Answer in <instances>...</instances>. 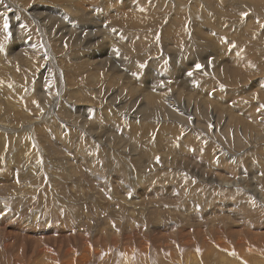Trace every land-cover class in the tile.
<instances>
[{
    "label": "rangeland",
    "instance_id": "374dc122",
    "mask_svg": "<svg viewBox=\"0 0 264 264\" xmlns=\"http://www.w3.org/2000/svg\"><path fill=\"white\" fill-rule=\"evenodd\" d=\"M11 1L0 0V115L4 126L18 130L4 131V144L0 132V264H264V198L246 189L258 187L264 196V0ZM62 18L74 19L75 39L60 35ZM101 37L114 42L117 61L94 59L102 53ZM86 54L93 59L80 64ZM43 74V89L54 92L48 100L62 101L51 119L37 115ZM108 86L130 111L119 115L102 103ZM74 89L86 93L80 97L89 101V116L74 112L78 102L68 101ZM172 94L217 109L231 123L218 127L207 112L193 116L180 103L162 125L152 117L124 128L132 111ZM179 112L190 116L186 122H176ZM92 122L101 128L91 126V132ZM108 129L126 137V148L100 143L98 134L106 138ZM10 149H16L13 156ZM213 156L222 165L208 163ZM26 157L30 162H23ZM162 158L166 164L155 167ZM132 200L141 211L130 216ZM128 252L137 259L129 261ZM85 253L89 258H82Z\"/></svg>",
    "mask_w": 264,
    "mask_h": 264
},
{
    "label": "bare ground",
    "instance_id": "6f19581e",
    "mask_svg": "<svg viewBox=\"0 0 264 264\" xmlns=\"http://www.w3.org/2000/svg\"><path fill=\"white\" fill-rule=\"evenodd\" d=\"M9 1H11V0H9ZM53 2H55V0H52ZM61 1H63L64 2V4L65 3H67L68 5H70L67 1H65V0H61ZM70 1V0H69ZM83 1V0H82ZM91 1V0H90ZM94 1V0H93ZM11 2H13V1H11ZM16 2V1H15ZM28 2V1H27ZM71 2V1H70ZM139 2V1H138ZM57 3H58V1H57ZM81 3V2H80ZM79 3V4H80ZM85 4L86 3H88L87 2V0H86V2H84ZM93 3V2H92ZM94 3H95V1H94ZM234 3V2H233ZM11 4V3H10ZM241 4V3H240ZM239 4V5H240ZM63 5V4H62ZM66 5V4H65ZM67 5V6H68ZM87 5V4H86ZM94 5V4H93ZM96 5V4H95ZM131 5V4H130ZM134 4H132V6H133ZM237 5V4H236ZM74 6V5H73ZM85 6V5H84ZM64 7V6H63ZM71 7V6H70ZM93 7V6H92ZM97 7V6H96ZM233 7V6H232ZM19 8V7H18ZM68 8H69V6H68ZM79 8V7H78ZM107 8V7H106ZM131 8V7H130ZM136 8V7H135ZM20 9V8H19ZM64 9H66V8H64ZM88 9H89V7H88ZM87 9V10H88ZM92 9V8H91ZM90 9V10H91ZM117 9V8H116ZM138 9V8H137ZM235 9V8H234ZM58 10V9H57ZM67 10V9H66ZM78 10V12L75 14V16L77 15H79V10L81 11V9H77ZM107 10V9H106ZM202 10V9H201ZM200 10V11H201ZM221 10V9H220ZM76 11V10H75ZM75 11H73V12H75ZM84 12H85V10H83ZM113 11V10H112ZM140 11V10H139ZM71 12V10H69V14H71L70 13ZM103 12V11H102ZM101 12V13H102ZM32 13V12H31ZM52 13H54V11L52 12ZM68 13V12H67ZM136 13V12H135ZM214 13V12H213ZM19 14V13H18ZM129 14V13H128ZM72 15H74V13L72 14ZM76 16V17H77ZM95 16V15H94ZM107 16V15H106ZM121 16V15H120ZM124 16V15H123ZM129 16V15H128ZM45 17V16H44ZM73 17V16H72ZM76 17H73L74 19H76ZM102 17V16H101ZM105 17V16H104ZM107 17H109V16H107ZM117 17V16H116ZM125 17V16H124ZM28 18V17H27ZM46 18V17H45ZM56 18V17H55ZM60 18V17H59ZM69 18H70V16H69ZM123 18V17H122ZM36 19L37 20H39V21H41V19L40 18H38L37 16H36ZM49 19V18H48ZM48 19H45V21H46V23H47V25L49 24V22H47V20ZM58 19V18H57ZM63 19V18H62ZM60 19V21L62 22V26L59 28V32H60V35L62 34H68V36L69 37H71L70 39H72V38H74V36H72L73 34L72 33H74V30H73V27H72V24H73V22H74V19H71V20H69L68 21V19ZM105 19V18H104ZM108 19V18H107ZM110 19V18H109ZM224 19V18H223ZM17 20V19H16ZM16 20H14V21H16ZM122 20V19H121ZM103 21V20H102ZM106 22V21H105ZM110 22V21H109ZM123 22V21H122ZM126 22V21H125ZM183 22V21H182ZM41 23V22H40ZM42 23H43V21H42ZM107 23V22H106ZM127 23V22H126ZM20 24V23H19ZM110 24V23H109ZM114 24H115V21H114ZM211 24V23H210ZM22 25V24H21ZM113 24H111V26H112ZM122 25H125V24H122ZM181 25V24H180ZM249 25V24H248ZM107 26V25H106ZM110 26V29L112 28ZM118 26V25H117ZM105 27V26H104ZM122 27V26H121ZM22 28V27H21ZM115 28V27H114ZM118 28V27H117ZM85 29L86 30H90V28L89 27H85ZM93 29V28H92ZM105 29H107V28H105ZM94 30V29H93ZM199 30V29H198ZM82 31H84V30H81L80 32H82ZM106 31V30H105ZM113 31V30H112ZM215 31V30H214ZM50 32H52V33H54V31H52L51 29H50ZM114 32V31H113ZM112 32H110V34H111ZM115 33L117 34V32L115 31ZM114 33V34H115ZM201 33V32H200ZM250 33V32H249ZM91 34H95L96 35V32H93V31H91ZM109 34V35H110ZM205 34V33H204ZM235 34V33H234ZM56 35H58V33H56ZM95 35H93V36H95ZM105 35V34H104ZM108 35V36H109ZM118 35V34H117ZM116 35V36H117ZM140 35V34H139ZM64 36V35H63ZM111 36L112 37H114L112 34H111ZM176 36V35H175ZM206 36V35H205ZM205 36H203V37H205ZM46 37V36H45ZM44 37V38H45ZM68 37V38H69ZM169 37V36H168ZM220 37V36H219ZM19 38V37H18ZM43 38V39H44ZM47 38V37H46ZM55 38H57V37H55ZM65 38V37H64ZM86 38H88V37H86ZM93 38V37H92ZM94 38H96V37H94ZM101 38H103V37H101ZM104 38H107V37H104ZM102 39L101 40V43H102V53L100 54L99 52L100 51H98L97 53H94L95 54V56H96V58H94V59H96V61H97V59H102L103 57V59L102 60H100V62H108L109 63V61H111L112 60V62H115V61H117V56H116V54L118 53L117 51H115V52H113V48H114V46H112L113 45V43L114 42H112V41H110V40H108L107 39V42L105 41L106 39ZM118 38H119V35H118ZM20 39V38H19ZM75 39V38H74ZM113 39V38H112ZM117 39V38H116ZM28 40V39H27ZM45 40V39H44ZM43 40V41H44ZM55 40V39H54ZM64 40V39H63ZM21 41V40H20ZM59 41V40H58ZM62 41V40H61ZM211 41V40H210ZM235 41V40H234ZM46 42V41H45ZM73 42V41H72ZM75 43H77V42H75ZM65 44V43H64ZM22 46V45H21ZM54 46V45H53ZM24 49L26 50V51H28V52H30L31 51V53L30 54H32V53H34V52H36V50H30L28 47L27 48H25L24 47ZM46 49V48H45ZM86 49V48H85ZM89 49V48H88ZM87 49V50H88ZM94 49V48H93ZM205 49V48H204ZM51 50H52V48H51ZM24 51V50H23ZM74 52V51H73ZM117 52V53H116ZM19 53V52H18ZM90 53V52H89ZM46 54V53H45ZM49 54V53H48ZM19 55V54H18ZM25 55V54H24ZM54 55V54H53ZM80 55V54H79ZM78 55V56H79ZM88 55V56H87ZM93 54H86V55H83L84 56V62H80L79 61V63L80 64H86V62L85 61H89V60H91V59H93L91 56H92ZM16 56V55H15ZM14 56V57H15ZM19 56H21V55H19ZM77 56V57H78ZM87 56V59L85 60V57ZM200 56V55H199ZM203 56V55H202ZM211 56V55H210ZM32 57V56H31ZM30 57V58H31ZM120 57V56H119ZM198 57V56H197ZM46 58H47V56H46ZM51 58V57H50ZM60 58V57H59ZM80 58H82L81 56H80ZM56 59V58H55ZM57 60V59H56ZM199 60H201V59H199ZM17 61H19V59L17 60ZM35 61V60H34ZM38 61V60H37ZM76 61V60H75ZM119 61V60H118ZM53 62V61H52ZM72 62V61H71ZM127 62V61H126ZM125 62V63H126ZM201 62H202V60H201ZM96 63V62H95ZM190 63V62H189ZM195 63V62H194ZM199 63V62H198ZM42 64V63H41ZM50 64H52V63H50ZM87 64H88V62H87ZM185 64V63H184ZM215 64V63H214ZM223 64V63H222ZM31 65V64H30ZM99 65H101V63H97L96 64V67H95V69L97 68V66H99ZM108 64H106V66H107ZM240 65V64H239ZM238 65V66H239ZM6 66V65H5ZM34 66V65H33ZM67 66V65H66ZM88 66V65H87ZM111 66V65H110ZM110 66H108V67H110ZM82 67H84V66H82ZM130 67V66H129ZM192 67V66H191ZM240 67V66H239ZM241 67H242V65H241ZM246 67V65L244 66V68ZM29 68V67H28ZM32 68V67H31ZM54 68V67H53ZM114 68V67H113ZM70 69V68H69ZM88 69V68H87ZM103 69V68H102ZM112 69V68H111ZM117 69V68H116ZM192 69V68H191ZM194 69H196V67L194 68ZM238 69V68H237ZM242 69V68H241ZM240 68H239V70H241ZM57 70H58V68H57ZM56 70V71H57ZM84 70V69H83ZM7 71V70H6ZM5 71V72H6ZM19 71V70H18ZM51 71V70H50ZM243 71V70H242ZM13 72V71H12ZM54 72V71H53ZM249 72V71H248ZM50 73V72H49ZM60 72H58V74H59ZM64 73V72H63ZM76 73H78V72H76ZM47 74H48V72H47ZM61 74V73H60ZM189 74V73H188ZM187 74V75H188ZM172 75V74H171ZM186 75V76H187ZM48 75H45V74H43L42 76H41V80H40V83H41V87H42V95H41V97L39 98V99H37L36 100V103L38 104V105H40V110H39V112L37 113V115L39 116V117H44L46 114H47V117H50V119H51V116H52V114L53 113H56V108L58 107L57 106V104H58V102L59 101H61L60 99H58V98H55V99H53V100H48L49 99V93H50V89L49 90H44L43 88H44V86L47 84L46 82L44 83V77H47ZM94 77V76H96V74H90L89 75V77ZM127 76V75H126ZM245 76V75H244ZM252 76V75H251ZM132 78V77H131ZM246 78V77H245ZM57 79L58 80H60V82H63V79H62V77L59 75V77H57ZM56 79V80H57ZM73 80V79H72ZM87 81V80H86ZM130 81H131V79H130ZM133 81V80H132ZM131 81V82H132ZM194 81V80H193ZM196 82V81H195ZM245 82H247V81H245ZM95 83V82H94ZM188 83V82H187ZM231 83V82H230ZM15 84V83H14ZM93 84V83H92ZM110 84V83H109ZM162 84V83H161ZM195 84V83H194ZM197 84V83H196ZM58 85H59V83H58ZM67 85V84H66ZM152 85V84H151ZM226 85V84H225ZM68 86V85H67ZM117 86V85H116ZM161 86V85H160ZM182 86V85H181ZM60 87V86H59ZM79 87V86H78ZM110 89L107 91V92H102V91H93L92 92V94L93 93H100V92H102V93H104L103 94V96H102V103L103 104H105V103H111L113 106H114V108L117 110V112L119 113V115H124L125 114V111H130L131 110V107L129 106V102L127 101V100H124V98H120L119 96H118V94H114V90L112 91L111 89H112V87H110V86H108ZM166 87V86H165ZM7 88V87H6ZM35 88H38V87H35ZM68 88V87H67ZM77 88V87H76ZM159 88V87H158ZM173 88V87H172ZM180 88H182L183 89V87H180ZM196 89V88H195ZM4 90V89H3ZM6 90V89H5ZM9 90V89H8ZM20 90H22V89H20ZM39 90V89H38ZM71 90V89H70ZM157 90V89H156ZM156 90H154V91H156ZM163 90V89H162ZM170 90V89H169ZM37 91V90H36ZM57 91V90H56ZM74 91H75V96L73 97V98H70V100H68V101H73V102H78V103H81V104H78L77 103V106H78V108L76 109V110H74V108L72 109V111L74 110V112H79V113H81V112H83V113H87L88 114V116H89V114L91 113V107H90V104H87V103H89V101H88V99L87 100H83V99H85L84 97L85 96H83V95H81V97H80V94L81 93H83V94H85L86 95V93H84L83 92V90H79V89H74ZM117 91V90H116ZM190 91V90H189ZM6 92H7V90H6ZM20 92V91H19ZM30 92V91H29ZM52 92V91H51ZM148 92V91H147ZM149 92H151V91H149ZM148 92V93H149ZM158 92V91H157ZM157 92H156V94H157ZM167 92H170V91H168V89H166L165 91H164V93H166V94H168ZM176 92V91H175ZM4 93H5V91H4ZM18 93V92H17ZM54 92H52V94H53ZM59 93V92H58ZM72 92H67L66 93V95H69V94H71ZM115 93H117V92H115ZM120 93V92H119ZM153 93V92H152ZM163 93V92H162ZM10 94V93H9ZM24 94V93H23ZM37 94V93H36ZM56 95H57V92L55 93ZM61 94V93H60ZM151 94V93H150ZM27 95H28V93H27ZM26 95V96H27ZM29 95H31V94H29ZM45 95H48V97H46ZM65 95V96H66ZM154 95H155V93H154ZM158 95V94H157ZM156 95V96H157ZM224 95V94H223ZM7 96V95H6ZM36 96V95H35ZM91 96H93V95H91ZM97 96V95H96ZM122 96V95H121ZM151 96H153L152 94L150 95V97ZM159 96V95H158ZM239 96V95H238ZM13 97V96H12ZM33 97H34V95H33ZM82 97H83V99H82ZM100 97V96H99ZM221 97H223V96H221ZM14 98V97H13ZM68 97H66V99H67ZM162 97L160 96V97H156V98H154V100H149V105L146 107V106H144V107H140V108H138V109H136V110H134V111H132L133 112V114H134V118H132L131 116H126L125 118H126V122H125V124H124V128H128V126H134L135 125V127L137 126L136 124L138 123V122H140V123H146V121H149L152 117H156L157 118V121H158V123L157 124H163V121L164 120H166V117L167 116H169V114H170V112H172L173 110H174V106L176 105V106H181V104L180 103H185L188 107H189V109H191V115H196V113L197 112H199L200 110H201V112H202V114H205L206 112H207V115H208V117L210 118V119H212L215 123H216V125L219 127L220 125L218 124V123H222V124H225V126L226 125H229V122L231 123V121H230V117H229V115L228 116H225V115H223V114H221L220 112H218V110L217 109H212V112H210L211 110L209 109V108H203V107H200V105L198 106V103L196 104V103H194V102H191L190 100H187V102H183L182 101V99H186V98H182V97H177V96H174V94H172L170 97L169 96H166V97H163L162 99H161ZM27 99V98H26ZM126 99V98H125ZM239 99V98H238ZM34 100V99H33ZM196 100V99H195ZM30 101H32V100H30ZM219 101V100H218ZM223 101V100H222ZM62 102V101H61ZM69 102V103H70ZM173 102V103H172ZM175 102V103H174ZM215 102V101H214ZM65 103V102H64ZM63 103V104H64ZM67 103L68 102H66L64 105H63V107L65 106L66 107V109H67V111L69 110L68 109V106H67ZM116 103H120V106H115V104ZM222 103V102H221ZM221 103H220V105H221ZM31 105H32V103H30ZM73 104V103H72ZM175 104V105H174ZM218 104V103H217ZM59 105V104H58ZM69 105V104H68ZM74 105H75V103H74ZM82 105H84L85 107H83ZM234 105V104H233ZM241 105V104H240ZM34 106V105H33ZM36 106V105H35ZM62 106V105H61ZM238 106V105H237ZM18 107V106H17ZM16 107V108H17ZM231 107V106H230ZM244 106H238V108L239 109H241L242 110V108H243ZM176 108V107H175ZM178 108V107H177ZM246 108H248L247 106H245V108H243L244 110H246ZM63 109V108H62ZM179 109V108H178ZM181 109L182 108H180L179 109V111H181ZM236 109H237V107H236ZM19 110V109H18ZM58 110V109H57ZM176 110V109H175ZM221 110V109H220ZM223 110H224V108H223ZM247 110H249V109H247ZM251 110V109H250ZM255 110V109H254ZM59 111V110H58ZM64 111V110H63ZM98 111V110H97ZM232 111V110H231ZM238 111V110H237ZM223 112V111H222ZM228 112V111H227ZM235 112V111H234ZM240 112V111H239ZM248 112H250V111H248ZM256 112H258V111H256ZM20 113V112H19ZM36 113V112H35ZM73 113V112H72ZM82 113V114H83ZM118 113H115V111H114V115H116V114H118ZM232 113V112H231ZM0 114H2V112L0 111ZM27 114V113H26ZM242 114V113H241ZM248 114H250V113H248ZM55 115V114H54ZM57 115H59L60 116V118H63L64 120H66V119H68V118H66V117H68L67 116V114H65V115H62V117H61V113L59 112H57ZM84 115V114H83ZM128 115H131L130 113L128 114ZM233 115V114H232ZM237 115V114H236ZM256 115V114H255ZM34 116V115H33ZM111 117H112V115H110ZM246 116V115H245ZM80 117V116H79ZM190 116L189 115H187L186 113H185V116H181V112H179L178 113V116H177V118L175 119L176 120V122L177 123H179V121H181V122H186L187 120H188V118H189ZM26 118H27V116H26ZM44 118H46V117H44ZM55 119H56V117H54ZM53 118V119H54ZM76 118H78V117H76ZM113 118V117H112ZM169 118V117H168ZM253 118H256V117H253ZM37 119V118H36ZM52 119V120H53ZM155 119V118H154ZM200 119H201V117H200ZM238 119V118H237ZM251 120H252V118H250ZM0 132H1V136H2V138H1V142L4 144V143H6V141H8L7 139V136H5V133H3L4 131H7V130H10V131H15V130H18L17 128H10V127H6V126H4L3 125V119H2V116L0 115ZM34 120V119H33ZM61 120V119H60ZM69 120V119H68ZM76 120V119H75ZM95 120V119H94ZM104 120V119H103ZM42 121V120H41ZM55 121V120H54ZM70 121V120H69ZM69 121H68V123H69ZM81 121V120H80ZM79 121V122H80ZM106 121V120H105ZM108 121V120H107ZM155 121V120H154ZM201 121V120H200ZM242 121H243V119H242ZM66 122V121H65ZM73 122H74V120H73ZM76 122V121H75ZM82 122V121H81ZM132 122V123H131ZM233 122V121H232ZM236 122V121H235ZM251 122V121H250ZM254 122V121H253ZM77 123V122H76ZM83 123H84V121H83ZM234 123V122H233ZM259 123V122H258ZM263 123V122H262ZM33 124V123H32ZM54 124V123H53ZM111 124V123H110ZM149 125H150V123H148ZM248 124V123H247ZM260 124V123H259ZM34 125H35V123H34ZM40 125H42V124H40ZM74 125V124H73ZM76 125V124H75ZM74 125V126H75ZM84 125V124H83ZM246 125V124H245ZM256 126H258L257 124H255ZM33 126V125H32ZM37 126V125H36ZM63 126H64V124H63ZM72 126V125H71ZM77 126V125H76ZM82 126V125H81ZM85 126V125H84ZM83 126V127H84ZM92 126V128H93V130H94V128L96 127L97 129L98 128H101L100 127V125H94V123L92 122L91 124H89L88 125V129H89V127H91ZM115 126V125H114ZM141 126V125H140ZM140 126H138V127H140ZM193 126H197L196 124H193ZM223 126V125H222ZM31 127V126H30ZM35 127V126H34ZM37 127H39V126H37ZM57 127H60V123H58L57 124ZM78 127V126H77ZM107 127V126H106ZM138 127H136V128H138ZM198 127V126H197ZM234 127V126H233ZM244 127H246V126H244ZM248 127H249V125H248ZM247 127V128H248ZM28 128V127H27ZM26 127L25 128H23V130H26L27 129ZM32 128V127H31ZM95 128V129H96ZM108 128V127H107ZM109 128H111L110 126H109ZM114 128V127H113ZM118 128V127H117ZM246 128V129H247ZM253 128H255V126L253 127ZM260 128V127H259ZM84 129V128H83ZM96 129V130H97ZM142 129V128H141ZM203 129H205V128H203ZM256 129V128H255ZM254 129V130H255ZM61 130V129H60ZM71 130V129H70ZM90 130V129H89ZM109 130V129H108ZM112 130V129H111ZM109 130L108 131V133H106L105 132V134H107L106 135V138H105V136H100V135H102V134H98V137H100L101 138V140H102V142H100L101 144H103L104 146H107V145H109V146H112V143H113V141L115 142V143H118L119 145H124V141L126 140V137H122L121 135H118V133H119V131H116L115 130V132H114V130ZM206 130V129H205ZM244 130V129H243ZM19 131H21L22 132V130H19ZM91 132H92V130H90ZM122 131V130H121ZM226 131V130H225ZM236 131H237V129H236ZM20 132V133H21ZM36 132V131H35ZM109 132H111L110 134H109ZM128 132V131H127ZM224 132V131H223ZM244 132V131H243ZM250 132H251V130H250ZM254 132V131H253ZM19 133V134H20ZM94 133V132H93ZM100 133V132H99ZM114 133H116V134H114ZM236 133V132H235ZM252 133V132H251ZM19 134H18V137L20 138V136H19ZM114 134V135H113ZM104 135V134H103ZM112 135V136H111ZM218 135V134H217ZM257 135V134H256ZM28 136V140L31 138L30 136H31V134H29V135H27ZM91 136V135H90ZM97 136V135H96ZM95 136V137H96ZM192 136V135H191ZM233 136V135H232ZM231 136V137H232ZM252 136V135H251ZM261 136V135H260ZM263 136V135H262ZM9 137V136H8ZM17 138V136H15V134H14V136L12 137V138ZM94 137V138H95ZM226 137V136H225ZM241 137V136H240ZM10 138V137H9ZM15 138V139H16ZM97 138V137H96ZM217 138V137H216ZM236 138V137H235ZM234 138V139H235ZM239 138V137H238ZM256 138V137H255ZM11 139V138H10ZM18 139V138H17ZM21 139V138H20ZM129 139H131V138H129ZM128 139V140H129ZM133 139V138H132ZM191 139H193L194 140V138H191ZM197 139V138H196ZM100 140V141H101ZM255 140V139H254ZM12 141V140H11ZM19 141V140H18ZM259 141H261V140H259ZM202 142V141H201ZM205 142V141H204ZM234 142H235V140H234ZM263 142V141H262ZM32 143V142H31ZM237 143V142H236ZM251 143V142H250ZM225 144V143H224ZM235 144V143H234ZM28 145V144H27ZM32 145V144H31ZM29 146V145H28ZM33 146V145H32ZM103 146V147H104ZM125 146V145H124ZM5 147V146H4ZM108 147V146H107ZM236 147V146H235ZM51 148V147H50ZM106 148V147H105ZM125 148H126V146H125ZM29 150H28V154H32L31 153V151L33 150H31V147H29L28 148ZM14 150H16V149H10V150H8L9 152H10V154L13 156V152H14ZM105 150V149H104ZM32 152H34V150L32 151ZM25 153V152H24ZM44 153V152H43ZM27 154V155H28ZM117 154V153H116ZM18 155V154H17ZM26 155V154H25ZM33 155V154H32ZM120 155V154H119ZM19 156V155H18ZM21 156H23V155H21ZM29 156V155H28ZM118 156V155H117ZM139 156V155H138ZM142 156H144V155H142ZM20 157V156H19ZM32 158H34V157H32ZM36 158V157H35ZM20 159V158H19ZM22 159V158H21ZM38 159V158H37ZM160 159V158H159ZM211 161L212 162H210V161H208V163H213V164H217V163H221V158H220V160L217 158V160H216V162H215V157L213 156V157H211ZM227 159V158H226ZM122 160V159H121ZM234 160V159H233ZM236 160V159H235ZM27 161H29L30 162V158H28V157H26V159L23 161V162H27ZM38 161H40L39 159H38ZM139 162V161H138ZM28 163V162H27ZM140 163V162H139ZM261 163V162H260ZM51 164V163H50ZM55 164V163H54ZM166 163L164 162V160H163V158L161 159V160H158V162H156L155 163V167H158L159 165H165ZM168 164V163H167ZM220 165H222V164H220ZM230 166V164H226V167H229ZM54 167V166H53ZM66 168V167H65ZM124 169V168H123ZM127 169V168H126ZM146 170H148V171H150V169L149 168H145ZM50 170V169H49ZM146 170H144V171H146ZM33 171H34V169H33ZM258 171V170H257ZM256 172V171H255ZM194 173H198L197 172V170H194ZM251 173V172H250ZM254 173V172H253ZM260 173V172H259ZM70 174H72L71 172L69 173V175ZM57 175V174H56ZM63 175V174H62ZM251 175V174H250ZM202 176V178L203 177H205V176H203V175H201ZM218 180V178L217 177H211L210 178V181H212V182H215V181H217ZM240 183V182H239ZM238 182L236 183V185H238L239 184ZM73 184V183H72ZM71 184V185H72ZM224 184H226V185H229V184H231V183H224ZM243 185H244V182L242 183ZM243 185H242V187H243ZM27 186V185H26ZM74 186V185H73ZM245 186V185H244ZM247 186H245V188H246ZM30 188V187H29ZM246 189H248V190H251L252 192H253V194L255 195V196H259L260 198H264V196H263V194H261L260 192H258V187L256 188V187H251V186H249V187H247ZM245 191V190H244ZM58 193V192H57ZM43 194V193H42ZM8 195V194H7ZM50 195V194H49ZM243 195V194H242ZM1 196H3V195H1ZM17 196V195H16ZM73 199V198H72ZM53 200V199H52ZM64 200V199H63ZM113 202V201H112ZM115 204V202L113 203V205ZM117 204V203H116ZM128 206H126V209H129V207L130 208H132V210H134V211H132V210H130V212L128 213V214H130V216L131 215H133V214H137V213H139L141 210L140 209H138V210H135L136 209V206L137 205H139V203H137V202H135V201H129L128 203ZM48 205V204H47ZM124 206V205H123ZM142 206V205H141ZM119 207V206H118ZM138 208H139V206H138ZM141 208V207H140ZM124 209H125V207H124ZM83 210V209H82ZM53 211V210H52ZM126 212V211H125ZM115 214V213H114ZM124 214V213H123ZM38 215V214H37ZM122 215V214H121ZM78 216V215H77ZM114 216V215H113ZM125 218V217H124ZM127 218V217H126ZM131 221H132V219H130ZM134 220V219H133ZM114 221V220H113ZM120 221V220H119ZM122 221V220H121ZM155 221L156 222H162V220H160V219H155ZM95 223V222H94ZM110 223V222H109ZM115 223V222H114ZM121 223V222H120ZM132 223V222H131ZM130 223V224H131ZM87 224V223H86ZM113 224V223H112ZM142 224V223H141ZM160 224V223H159ZM158 224V225H159ZM119 225V224H118ZM129 225V224H128ZM127 225V226H128ZM157 225V224H156ZM136 226H138V225H136ZM98 227V226H97ZM102 228V227H101ZM128 229L129 230H133L134 229V226H129L128 227ZM242 230V229H241ZM249 230H251L250 228H249ZM137 231V230H136ZM215 231V230H214ZM125 232H126V230H125ZM211 232V231H210ZM129 233V232H128ZM220 233V232H219ZM224 233V232H223ZM231 233V232H230ZM92 234V233H91ZM124 234H127V233H124ZM131 234V233H130ZM86 235V234H85ZM127 236H129L128 234H127ZM116 237V236H115ZM114 237V238H115ZM117 238V237H116ZM115 238V239H116ZM124 238V237H123ZM125 238H127L126 237V235H125ZM117 240H118V238H117ZM122 241V240H121ZM224 241V240H223ZM114 242H117L116 240H114ZM226 243H227V241H226ZM92 245V244H91ZM178 245V244H177ZM221 244H219V246H220ZM222 245H223V243H222ZM227 245V244H226ZM114 246V245H113ZM172 246V245H171ZM87 247H90V249H91V246H87ZM110 247V246H109ZM108 247V248H109ZM111 247H112V245H111ZM222 247V246H221ZM224 247V246H223ZM88 250V251H93L92 249L91 250ZM112 249V248H111ZM148 249V247H146L145 248V250H147ZM211 249V248H210ZM215 249V248H214ZM85 250V249H84ZM87 250V249H86ZM132 250V249H131ZM173 250V249H172ZM208 250V249H207ZM95 251V250H94ZM109 251H111V250H108V252ZM144 251V250H143ZM112 252H114V251H112ZM140 252H141V250H140ZM146 252V251H145ZM240 253H242L241 251H239ZM111 253V252H110ZM109 253V254H110ZM129 253V252H128ZM158 253V252H157ZM203 253V252H202ZM218 253V252H217ZM91 254V253H90ZM104 254V253H103ZM142 254V253H141ZM118 255V254H117ZM125 255V254H124ZM144 255V254H143ZM198 255V254H197ZM240 255V254H239ZM244 255V254H243ZM115 256V255H114ZM189 256V255H188ZM238 256V255H237ZM245 256V255H244ZM136 256L131 252V253H129V254H127V259L129 260V261H131L132 262V260L135 258ZM49 258V257H48ZM82 258L83 259H87V258H89V255H88V253L86 254H84L83 256H82ZM149 258V257H148ZM51 259H52V261L54 260V258L53 257H51ZM103 259V258H102ZM118 259V258H117ZM126 259V260H127ZM136 259H137V257H136ZM189 259V258H188ZM202 259V258H201ZM249 259V258H248ZM7 260H8V258H7ZM147 260V259H146ZM192 260V259H191ZM111 261V260H110ZM137 261V260H136ZM148 261V260H147ZM21 262H23V261H21ZM127 262V261H126ZM141 262H142V260H141ZM146 262V261H145ZM162 262V261H161ZM53 264L54 262H50V264ZM112 263V262H111ZM117 263V262H116ZM148 263V262H147ZM236 263V262H235ZM240 263V262H239ZM118 264H120L119 263V261H118ZM121 264H122V262H121ZM133 264H135L134 263V261H133ZM139 264V263H138ZM142 264V263H141Z\"/></svg>",
    "mask_w": 264,
    "mask_h": 264
},
{
    "label": "snow or ice",
    "instance_id": "6c2138e0",
    "mask_svg": "<svg viewBox=\"0 0 264 264\" xmlns=\"http://www.w3.org/2000/svg\"><path fill=\"white\" fill-rule=\"evenodd\" d=\"M4 27H5V29H7V28H8V23H7V20H5ZM197 67L199 68L200 66L198 65Z\"/></svg>",
    "mask_w": 264,
    "mask_h": 264
}]
</instances>
